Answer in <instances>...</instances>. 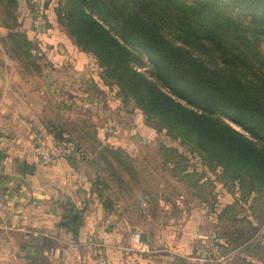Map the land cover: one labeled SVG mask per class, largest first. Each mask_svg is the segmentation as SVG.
<instances>
[{"label":"trees","instance_id":"trees-1","mask_svg":"<svg viewBox=\"0 0 264 264\" xmlns=\"http://www.w3.org/2000/svg\"><path fill=\"white\" fill-rule=\"evenodd\" d=\"M50 1L101 81L116 85L147 123L247 192L264 194V0ZM0 12L8 55L37 72L42 54L21 31L18 1L0 0ZM64 130L53 129L55 141L73 142ZM90 151L91 165L103 164L118 184L133 176L121 149Z\"/></svg>","mask_w":264,"mask_h":264},{"label":"crops","instance_id":"crops-1","mask_svg":"<svg viewBox=\"0 0 264 264\" xmlns=\"http://www.w3.org/2000/svg\"><path fill=\"white\" fill-rule=\"evenodd\" d=\"M18 2L26 35L38 43L42 60L37 72L27 71L6 51L0 50V264H176L171 252H166L168 246L175 241L181 245L178 251L191 248L190 242L200 236V213L190 211L180 240H170L157 232L151 243L165 245V251L148 247L143 253L125 255L119 250L130 245V235L135 230L146 240L145 223L152 220V214L162 219L168 208L164 200L166 189L161 180L155 187L150 182L149 189L144 187L141 195H133L127 184L109 185L104 174L92 168V154L85 155L88 162L80 161L78 155L86 150L77 153L76 148L80 146L77 135L64 130L63 137L73 142L55 141V127L50 124L56 112L54 105H61L59 112L73 118L68 107L84 101L87 109L80 111L89 119L84 131L94 146H118L132 154V125L120 127L114 119L110 122L105 118V112L85 102L93 97L89 93L93 82L100 85L98 78L89 80L93 65H89L88 56L49 17V25L36 37L29 31V11L24 1ZM6 34L7 30L2 28L0 38ZM127 121L130 120H124ZM118 133L128 139H119ZM36 135L54 152L50 165H43L36 154ZM87 148L90 151V146ZM132 162L144 164V168L147 164L145 158L132 157ZM27 165L33 166L32 173L24 171ZM140 175H136L138 183L142 180ZM143 176L152 180L151 172ZM121 193L127 194L131 203ZM145 201L149 203L146 205ZM145 206L151 212L148 215L143 212ZM199 206L201 212L203 207ZM72 211L76 213L75 224L68 229L63 223ZM159 224L158 221L151 228L160 230L162 223Z\"/></svg>","mask_w":264,"mask_h":264},{"label":"rangeland","instance_id":"rangeland-1","mask_svg":"<svg viewBox=\"0 0 264 264\" xmlns=\"http://www.w3.org/2000/svg\"><path fill=\"white\" fill-rule=\"evenodd\" d=\"M23 1L29 11V20L31 22V0ZM39 1L42 5L48 2L47 9H44L46 17L51 18L58 28L62 29L55 18L54 8L56 7V1ZM18 22H21V31H25L24 19L19 18ZM47 24L48 20H46L45 29L49 25ZM0 25H2L1 12ZM29 31L32 33L30 25ZM63 32L65 33L64 30ZM3 39L4 37L0 38V50L6 51ZM30 40L36 41L34 38ZM87 56L89 65H93L91 70L94 69V71H91L89 67L91 73L89 80L92 77L98 78L100 85L97 86L93 82V86L89 87V93L93 97L85 102L94 105L99 112H105V118L109 119L110 122L114 119L115 123H120V127L128 124L132 125V154L124 148L112 147L121 149L129 159L133 176L121 175L123 184L120 185L116 180L108 177L103 164L100 165L101 168H97L94 165H92V168L97 169L98 173L104 174L103 177L108 179L109 185L114 186L117 184V186L123 187V185L127 184L133 190L131 192L133 195L144 194L143 188H148L150 182H153L155 187V183L158 180L163 182L162 186L166 189L164 200L169 205L162 219L152 214V220L145 223L147 241L144 240V242L147 246L154 251L161 249L165 251V245L154 244L155 241L151 243L158 235L157 232H160L161 235H167L170 240H180L185 220L190 211L197 210L201 217L199 225L200 236L194 237L193 240L191 239L193 241L190 242L191 248L185 251H178L177 248L181 245L179 243L176 244L174 241L173 244H169V250L166 251L168 253L171 252L176 264H264V194L247 192V186L241 188L238 183L226 179V175L222 173L220 168L212 169L206 165L180 141L171 138L164 129H154L151 122L147 123L145 117L135 109L132 100L124 99L116 85L101 81L99 77L100 69L96 66L94 58L91 55ZM83 102L81 100L73 107H68V112H72L73 118L65 116V112L63 114L59 112L61 105H54L56 112H54L50 124H53L55 128L63 127L72 135H77L78 141L76 142L80 144L77 151L80 153L86 150L83 155L79 154L78 157H81L80 161L88 162L85 155L91 154V152L87 145L91 146L93 141L92 138L86 136V131H84L88 127L87 122L89 119H86V113L80 111H86L87 109L84 107L85 104ZM75 112H78L76 113L78 116ZM97 118L99 119V116ZM125 119L130 121L124 122ZM225 122L239 130L235 124L228 120H225ZM93 123L95 122L93 121ZM85 124L86 127H84ZM137 129L144 132H138L139 130ZM118 138L126 139L127 137L123 133H118ZM56 145L62 146V143ZM61 151H63V148H61ZM130 155L137 160L145 158L147 162L145 168L144 164L133 163ZM160 159L167 163L164 164ZM149 172H151L152 176L151 181L146 180L143 176L144 174H149ZM138 173L141 174L140 178L142 180H140V183L137 181L136 175ZM163 177L164 179H162ZM124 178H127V181ZM175 181L179 184H175ZM121 197L129 202L127 194L121 193ZM147 203L149 202L147 201L146 205ZM199 205L203 207L201 212H199ZM144 210V214L148 215L151 213L148 207L146 209V206ZM129 211L132 219V207L129 208ZM158 221L160 224L162 223V228L160 230L151 228V225L158 223ZM130 232H132V228L129 229Z\"/></svg>","mask_w":264,"mask_h":264},{"label":"built area","instance_id":"built-area-1","mask_svg":"<svg viewBox=\"0 0 264 264\" xmlns=\"http://www.w3.org/2000/svg\"><path fill=\"white\" fill-rule=\"evenodd\" d=\"M31 9H32V18L30 22V27L32 33L37 37L45 29L46 17L45 10L43 5L39 0H31ZM2 27L0 26V30ZM35 54V52H33ZM40 56V53H37ZM36 154L43 165H50L54 161V152L48 147L42 139L36 135ZM2 227L0 225V235ZM119 250L122 251L125 255L130 254L131 252H145L148 250L147 244L143 241L142 235L139 231L135 230L130 235V245L126 247H119Z\"/></svg>","mask_w":264,"mask_h":264},{"label":"water","instance_id":"water-1","mask_svg":"<svg viewBox=\"0 0 264 264\" xmlns=\"http://www.w3.org/2000/svg\"><path fill=\"white\" fill-rule=\"evenodd\" d=\"M24 171H25L26 173H32V171H33V166H31V165H27V166H25ZM75 215H76V213H75L74 211H72V212L70 213L69 219L66 220V221L63 223V226L66 227V228H68V229H72L73 226H74V224H75Z\"/></svg>","mask_w":264,"mask_h":264}]
</instances>
